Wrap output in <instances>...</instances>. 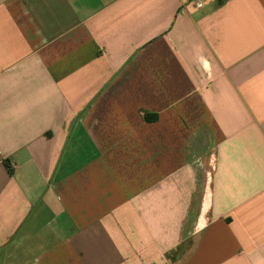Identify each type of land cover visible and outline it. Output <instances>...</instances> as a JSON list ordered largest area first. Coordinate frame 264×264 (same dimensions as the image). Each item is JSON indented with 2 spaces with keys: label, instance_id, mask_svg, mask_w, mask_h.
<instances>
[{
  "label": "crops",
  "instance_id": "1",
  "mask_svg": "<svg viewBox=\"0 0 264 264\" xmlns=\"http://www.w3.org/2000/svg\"><path fill=\"white\" fill-rule=\"evenodd\" d=\"M0 264H264V0H0Z\"/></svg>",
  "mask_w": 264,
  "mask_h": 264
}]
</instances>
